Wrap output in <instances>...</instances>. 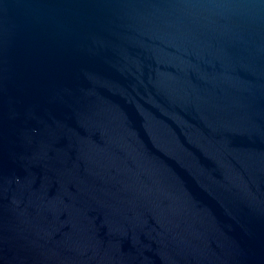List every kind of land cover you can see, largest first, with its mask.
<instances>
[{"label":"water","instance_id":"1","mask_svg":"<svg viewBox=\"0 0 264 264\" xmlns=\"http://www.w3.org/2000/svg\"><path fill=\"white\" fill-rule=\"evenodd\" d=\"M0 264H264V0H0Z\"/></svg>","mask_w":264,"mask_h":264}]
</instances>
